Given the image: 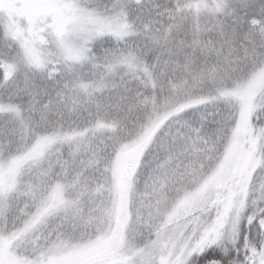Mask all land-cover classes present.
<instances>
[{"label":"snow or ice","instance_id":"obj_1","mask_svg":"<svg viewBox=\"0 0 264 264\" xmlns=\"http://www.w3.org/2000/svg\"><path fill=\"white\" fill-rule=\"evenodd\" d=\"M0 264H264V0H0Z\"/></svg>","mask_w":264,"mask_h":264}]
</instances>
